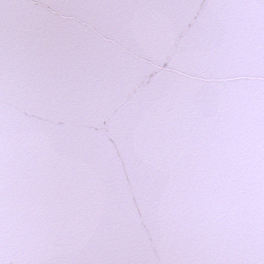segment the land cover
<instances>
[{"label": "water", "instance_id": "obj_1", "mask_svg": "<svg viewBox=\"0 0 264 264\" xmlns=\"http://www.w3.org/2000/svg\"><path fill=\"white\" fill-rule=\"evenodd\" d=\"M0 264H264V0H0Z\"/></svg>", "mask_w": 264, "mask_h": 264}]
</instances>
